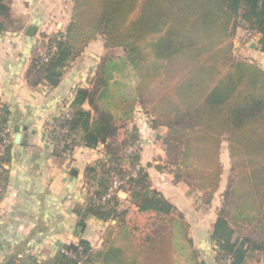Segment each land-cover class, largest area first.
Returning <instances> with one entry per match:
<instances>
[{
    "label": "trees",
    "instance_id": "16d2710c",
    "mask_svg": "<svg viewBox=\"0 0 264 264\" xmlns=\"http://www.w3.org/2000/svg\"><path fill=\"white\" fill-rule=\"evenodd\" d=\"M10 2L0 0V31L15 24ZM239 30L251 34L264 53V0L73 1L65 29L45 36L55 43V52L44 64L36 53L27 78L56 86L66 65L97 38L115 52L101 58L89 87L76 89L67 117H56L48 129L54 155L68 156L77 145L108 146V159L85 168L88 196L78 210L108 225L100 247L80 239L62 246L74 257L58 250L43 261L28 256L22 264H177L178 241L191 246L188 222L153 187L138 155L131 164L141 167L127 189L139 211L154 213L149 234L136 238L116 195L101 200L116 155L138 139L132 130L115 141L136 102L148 108L154 126L167 128L165 167L174 181L199 191L204 205L220 187L226 139L227 186L210 234L214 259L216 264L227 258L230 264H264V67L236 58ZM126 69L136 77L133 99L116 79ZM111 109L119 111L115 115ZM2 110L0 127L5 128ZM63 127L68 131L57 137Z\"/></svg>",
    "mask_w": 264,
    "mask_h": 264
},
{
    "label": "crops",
    "instance_id": "0c3cea01",
    "mask_svg": "<svg viewBox=\"0 0 264 264\" xmlns=\"http://www.w3.org/2000/svg\"><path fill=\"white\" fill-rule=\"evenodd\" d=\"M27 1L11 0L15 24L0 31V114L4 109L7 117L3 125L12 139L1 177L0 264H22L28 256L43 261L63 245L77 244L80 239L100 247L108 225L78 212L88 196L85 168L104 162L108 146L77 145L68 156L54 155L48 129L64 111V105L70 104L76 89L89 87L97 64L113 50L105 47L102 39H94L66 65L56 86L30 83L27 73L42 40L65 29L74 0H67L66 14L61 12L66 0H39L34 7ZM20 2L29 5L30 10L13 12L12 7ZM29 25H35L38 34L26 36ZM258 53V58L263 57L264 53ZM83 107L90 109L87 103ZM132 114L131 120L119 128L115 141H121L132 129L136 132L140 139L139 162L147 168L153 187L182 213L195 244L209 255V262L216 264L210 234L222 203L221 187L209 205L196 202L195 190L185 181L175 182L169 167H165L162 142L167 128L154 126L140 104L135 105ZM17 133L21 136L15 142ZM117 197L126 209L125 222L138 240L144 239L149 234L145 220L154 213L139 211L124 191Z\"/></svg>",
    "mask_w": 264,
    "mask_h": 264
},
{
    "label": "rangeland",
    "instance_id": "374dc122",
    "mask_svg": "<svg viewBox=\"0 0 264 264\" xmlns=\"http://www.w3.org/2000/svg\"><path fill=\"white\" fill-rule=\"evenodd\" d=\"M38 1L39 0H28L27 3H30L29 5H32V7H34L35 4ZM65 2L66 3L63 5L64 8L61 11V12H64V14L67 13V8L69 7V5H67V0ZM29 5H27V4L23 3V2H20V3L16 4L15 6H13L12 10H13V12H17V13H19L20 9L27 12V11L30 10V6ZM55 21L56 20L54 19L53 20V24L50 25L52 29H54V24L56 23ZM38 28H40V27H38ZM35 32L36 33H34V35L38 34L37 30ZM40 36L41 35H38V37H40ZM235 36H237V38L234 39L233 44H234V53L236 54L235 55L236 58L238 60H241V61H248V60L255 61V63L257 65H260L261 67H264V55H263V57L262 56L259 57V58L257 57L260 54L258 53V50L256 49V47H254L255 38H253L251 36V34L250 35L249 34H245V33H243V31H240V30L237 31V35H235ZM47 38H45L43 40V43L46 42ZM113 53H115V52H113ZM116 79L122 80L127 85V87H124L123 90L127 93V96L129 97V99H133L134 89L136 87V77H135L134 73L130 72L129 69H126L125 70V74L122 73V74H119L118 76L116 75ZM135 104H138V105L140 104L141 105V102H136ZM100 107L102 109V104H100ZM142 107L145 110V112L148 113L149 116H151L150 115V111L148 110V108L144 107V106H142ZM108 108H110V107H107L105 109L108 110ZM113 108H115V107H113ZM110 111H112L116 115L118 113L119 109H117V110L111 109ZM132 130H130V131H132ZM118 135H119V133H118ZM134 135H136V134H134ZM139 140L140 139H137L136 143H139ZM139 145H140V143H139ZM226 146H227V141L224 138L222 140V142H221L222 161H223V165H224L222 182L220 184L222 192H223L224 188L227 186V180H228V178H227L228 177V174H227V171H228V157H227V153H226ZM139 151H140V149H139ZM107 154H108L107 155V159H108L109 158V153L107 152ZM97 168H98V166H97ZM195 192H196V194H195L196 202L201 201V195H200L199 191L195 190ZM119 203H121V201H119ZM151 219L152 218H149V219L147 218L145 220V222L150 224ZM179 229H181V228H179ZM192 232L193 231H190V226H189V229H188L189 237H191ZM178 243L179 244L177 245V249H176V252H175V258L177 260V264H192V260L190 259V258H192L191 257V252L192 251L194 252L193 257L195 258L197 264H199L200 262H203V264H212L211 262H209V259H210L209 255L204 253V251H201L200 248H198L199 246H197L195 244L194 240L192 241L191 246L190 245L187 246V244L184 241H178Z\"/></svg>",
    "mask_w": 264,
    "mask_h": 264
},
{
    "label": "built area",
    "instance_id": "2783aa9c",
    "mask_svg": "<svg viewBox=\"0 0 264 264\" xmlns=\"http://www.w3.org/2000/svg\"><path fill=\"white\" fill-rule=\"evenodd\" d=\"M56 50L55 43H41L38 49V62L40 64L47 63L49 58ZM68 105H64V111L59 115L60 117H67ZM67 128L63 127L56 130L55 135L58 137L62 132H67ZM12 139L6 128L0 127V196L4 193L3 180L1 179L2 167L5 164V155L8 147L11 145ZM140 149L139 143L133 142L125 146L116 155L114 162V168L109 174V185L106 192L101 196V200L105 201L110 199L113 195H117L120 191H124L129 194L128 181L137 175L141 165L139 163L131 164V158L134 155H138ZM127 201V200H126ZM63 254L74 257L75 254L72 251L67 250L64 247L59 249ZM221 264H230V258L224 259Z\"/></svg>",
    "mask_w": 264,
    "mask_h": 264
},
{
    "label": "water",
    "instance_id": "95a60500",
    "mask_svg": "<svg viewBox=\"0 0 264 264\" xmlns=\"http://www.w3.org/2000/svg\"><path fill=\"white\" fill-rule=\"evenodd\" d=\"M36 31V26L35 25H29L25 31V35L26 36H33L34 33ZM20 133H17L16 136H15V142H18L19 138H20ZM75 172V171H73Z\"/></svg>",
    "mask_w": 264,
    "mask_h": 264
}]
</instances>
